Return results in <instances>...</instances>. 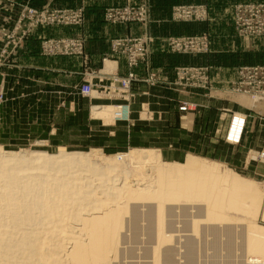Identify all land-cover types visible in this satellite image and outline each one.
Instances as JSON below:
<instances>
[{
  "label": "rangeland",
  "instance_id": "1",
  "mask_svg": "<svg viewBox=\"0 0 264 264\" xmlns=\"http://www.w3.org/2000/svg\"><path fill=\"white\" fill-rule=\"evenodd\" d=\"M84 1L0 0V69L14 67L12 58L20 50L26 49L29 42H32L30 47L34 48L32 50L45 64V71H47L42 74L35 71L21 72L20 69L13 73L2 70L0 72V82L4 84V88L0 89V151L8 154L7 156L13 160L12 163L7 164L8 172L3 171L0 177L2 175L3 178L6 174L13 176L16 173V176L21 178L23 175L30 176L26 174L37 173L39 164L59 169V172L46 169L45 171H49L46 173V180L40 181L42 184L37 187L36 185L31 186L32 182H27L31 186L29 189L23 184L16 185L18 192L16 197L24 203H20L21 210L19 209L20 212L15 214L17 215L15 218L21 216L25 223H22V220L10 218L0 220L4 222L3 224L0 222V264H37L38 256L35 257V255L38 254L32 248L37 247L40 240H35L34 236H30L31 238L26 236L29 243L26 241L21 244L19 243L23 237L21 233L40 232L46 234L44 237H48L50 231L54 233L57 230L58 232L68 225L71 228L67 232L70 230L76 233L72 227L76 229L78 222L72 218L78 214L79 201H74L72 197V199L66 198L67 202L66 199L61 200L60 195L63 188L61 181L47 177L51 176L59 180L65 178L64 181L70 179L71 182L76 181L75 183L77 181L81 183L83 180L81 184L85 185L84 188L89 183L93 189H96L97 194L104 189V186L99 187L98 185L101 186L102 183L100 181V184L96 179L101 178L100 173L104 172L106 176L111 175L112 180L119 179V182L117 180L116 182L115 180L107 181L104 184L107 187L114 185L118 188L125 178H127V183L140 181L138 183L141 184L142 181L143 183L146 181L144 184L149 185L152 179L155 181L154 169L145 165L129 164L126 159L124 162L121 158L134 151L143 150L157 151L161 161L168 164H183L190 157L217 163L220 170L225 172L230 170L239 177L253 182L252 185L259 193L260 207L255 213L254 202L247 197L234 203L236 208L240 205L241 208H245L242 210L240 208L237 210L227 202L224 203L226 204L224 207L222 206L223 209H220L226 220L213 222L203 218L206 207L204 201L183 198L170 201L172 203L165 201L162 206L167 210L165 211L167 214L162 215L164 217H162V226L165 230L162 231L165 235L169 233L167 236L171 234L173 237L169 238L168 242H162L164 244L161 243V247L156 240L155 202L130 201L127 209L132 211L133 208L132 212L135 211L136 215L135 212L132 214L129 211V215L127 212L126 216L123 215L126 218L122 221V230L120 229L117 245L115 244L116 247L113 249L115 251L112 255H110L112 252L108 254V264H153L155 250H157L158 264H252L248 261L258 257L256 258L249 252V254L246 253V237L254 236L264 239L262 218L264 166L258 165L264 161V157L258 159L259 154L264 152L262 138L264 107H261L264 96L251 100L241 92L251 82L255 87H259L260 93L264 92V63L257 60L261 56L251 57L246 54L249 49L247 45L253 44L257 50L256 44L261 41L257 39L264 37V2L233 0V4L227 7V15H230L236 36L234 40H211L210 33L205 31H196L191 35L176 32L179 34L169 36L165 40H151L148 37L138 36L143 32L139 28L135 29L136 26H144L149 22L148 0H106L108 6L103 8L102 22L111 28L127 25L133 28L124 36L103 40V47L88 45L89 40L81 38L57 37L52 31H49L50 34H44L46 30H53L60 26L82 25L85 18ZM207 17L208 9L204 3L199 4L197 0L185 4L176 3L170 12V21L175 24H199L206 21ZM35 32H38V40H28ZM89 47H102L99 52L95 53L98 55L95 56L98 60L95 61L94 68L91 67L88 59ZM217 50H221L223 54L219 61L221 63H230L227 57L238 54L237 63L233 69L235 77L232 81L216 78L210 64L205 63L210 61L209 59L218 52ZM72 59L79 60L78 70H76V65L66 63ZM55 61H63L60 64L61 67H54ZM111 61L122 62V74L112 68ZM55 68L63 71V78L54 77ZM69 70L72 76H65ZM124 80H129L127 88L123 87ZM85 84L91 85V92L87 95L81 93V87ZM34 86H41L42 89L34 88ZM54 86H60L61 91L54 92ZM215 89H222L227 93L223 92V95L215 97ZM134 92L141 93V96H136ZM204 102H215L219 104V108L213 106V111H209V114L210 107L206 111L205 116L208 115L210 120L208 127L204 126L195 133H188L190 127L187 125L188 121L184 119L185 115L188 112H195V114L197 112L196 116L201 115L199 112L202 113L203 109L199 108V104ZM124 107H127L128 118H118L114 112ZM166 107L169 111L165 110L164 114L168 115L169 122L166 120H161L158 124L149 122L156 116L153 117L152 111ZM9 108L13 110V117L10 116ZM103 109L110 111L108 116L101 117L96 114ZM236 118L244 120L243 130L246 120L249 121L245 131L246 134L249 132L246 136V145L260 149L256 151L255 163L251 157L246 168L244 166L247 156L244 154L241 156L237 149L232 151L225 146L217 148L219 143L216 142L220 137L223 138L225 145H241L243 130L238 143L229 140ZM11 121L13 124H10ZM191 134L194 140H191ZM199 136L201 137L200 142L198 141ZM62 152L79 153L83 156L96 152L104 161H110L116 156L118 161L116 172L114 170L113 172H101L100 170L98 172L92 168L94 171L89 173L87 169L79 168L80 170L75 173V168L71 167L75 166L73 161L56 164L37 163L31 156L43 153L48 156H58ZM57 161L59 162L60 159ZM95 163L98 164V162ZM137 167H140L139 169L144 173L143 176L141 175V180L138 175L142 172L139 169L136 172L137 170L134 169ZM125 173L129 174V177ZM3 184L2 179L0 189H4ZM53 200L60 203V206ZM40 201L43 204L39 203ZM44 201H49L51 206ZM62 202L66 205L61 206ZM124 202L125 200L120 201L122 206ZM230 205L231 208L228 207ZM63 207L67 210L66 214L58 212L59 210L61 212ZM70 207L73 213L69 211ZM24 211L26 212L23 213ZM130 214L135 215V217L132 216L134 219L128 217ZM196 215L202 217V220L197 221ZM49 216H54V218L51 217L50 220ZM57 218H63L65 221ZM191 219L197 221L196 231H193L194 220ZM51 224H53L52 227ZM228 230L229 235L226 232ZM259 259L261 263L258 264H264L263 259Z\"/></svg>",
  "mask_w": 264,
  "mask_h": 264
},
{
  "label": "bare ground",
  "instance_id": "2",
  "mask_svg": "<svg viewBox=\"0 0 264 264\" xmlns=\"http://www.w3.org/2000/svg\"><path fill=\"white\" fill-rule=\"evenodd\" d=\"M115 112H117V111H115ZM109 113H110L109 110L103 109L101 111H98L96 114L101 116V117H106V116H108ZM238 121H239V118H236L234 125H238V123H239ZM233 132H234V130H232L230 132L229 136L231 138H233V136H234L235 132L234 133ZM156 152L147 151V150L137 151V152L134 151L126 157H124V156L121 157L122 160H124V162L126 159V162H128L129 164L134 163L135 165L136 164L137 165H145L147 167H151L152 169H154L155 174H153V175H155V181L153 179H152V181L149 180V182L151 181L152 183L151 184L148 183L149 185H146V184H144L146 182L144 179H142V180H144L145 182L143 183V181H142V183L140 184V183H138L140 181H138L137 183L132 182V181H131V183H127V178H125L123 180L122 184L120 183L118 188H116V186H114V185H109L108 187H107V185H104L107 181L111 180L113 182L115 180V179L112 180V177H110L111 173L109 174L110 176H106L104 171H106V172H108V171L113 172V170L115 171V169L117 167L116 163L118 162L116 156L113 159H110V161H104L100 157V154L99 153L96 154V152H94L88 156H86V155L83 156L79 153H63V152L60 153L58 156H48L44 153L31 155L32 157H34V159H35L34 161H36L37 163L56 164V163H60L63 161H65L67 163L73 161V162H75V166H71V167L75 168V170H74L75 173L80 170L79 168H85V169H87L86 171L89 173H92L94 171L93 169L97 170L98 172L100 170L101 172H104V173H100L101 178H98L96 180L99 181V183L101 181L102 185L101 186L98 185V186L99 187L104 186L103 187L104 189H102V191L98 192V194H97L96 189H93L92 185L89 183L88 184L86 183L87 187L84 188L85 185L83 184L84 185L83 186L81 184V183H83L82 179H81L82 180L81 183L80 182L78 183V181H77V183H75L76 181L75 182L72 181L73 182L72 183L70 179H69L70 180V182H69V180L64 181L65 178L64 179L62 178L63 180H59L58 178L57 179L51 178V176L47 177L49 179H53V180L58 181V182L61 181L60 184H62V186H63V188L61 190V195H60V198H62L61 200L64 201V199H66V198L68 199V197H70V198L72 197L73 200L75 199L74 201H79L80 206L77 209L78 214H76V216L74 215V217L72 218L74 221L78 222V224L76 225L77 226L76 229H73V227H72V230H76V233L70 232V230H69V232H67L68 229L71 227L66 223V225H68V226L64 227V229H62L61 231H58V232H56L57 230L55 232L53 231L54 233H52V231H50V234L48 233L49 234L48 237H44V236H46V234H42L40 232H36L33 234L30 233V231H29V233H21L20 235H22L23 237L21 238V241H19V243L24 244V243H26V241L28 242L29 239L26 238V236L27 237H30V236L33 237L34 236L35 240H37V241L40 240V241H38L39 243H37L38 244L37 247H34V248L31 247L33 250L35 249V251L38 254V255H35V257L38 256L37 264H108V261H109L108 260V258H109L108 254L112 252L110 254V255H112L113 252L115 251L113 249L116 247L115 244L117 245L116 242H117V239H119L118 234L122 230L121 229L122 224H123L122 221H123V219L126 218V217L124 218L123 215L126 216L128 214V211L130 209H127V207H128L127 204L130 201H133V202L137 201L138 202L139 200H142L140 202H143V201H145V202H153L154 201L155 202V204H156L155 205L156 206V213L155 214L156 215L155 214L154 215H155V219L157 222V223L155 222L156 223V230H157L156 231V240H157V243L160 244V246L162 244H164L162 242H165V241L168 242L169 238L173 237V235H171V234H170V236H167V234H169V233H167L166 235H165V233H163V231H165V230H163V226H162V217H163L162 215L167 214V212L165 213V211H167V210L164 209L165 208L164 206H162L163 203L165 204V201L166 202L168 201V203H169L170 201H175V200H178L181 198L189 199V200H192V199L193 200H200L202 202L204 201L206 203V207H205V214H204L203 218L207 221H213V222L226 220V217L224 218L222 216L223 214H221L222 210L220 211V209L221 208L223 209V207L226 205V204L224 205V203L228 202L232 205V207H234L235 206L234 203L235 202L238 203V200H240L241 198H245V199H246V197L248 199L250 198L249 200L254 202L253 207H255V213H257V210L260 207L259 206L260 205L259 204L260 199L258 197L259 193H258L257 189H255L254 186L252 185L253 182H251L250 180L243 179V178L239 177L238 175L232 173L230 170H228L227 172H225L224 170H220L219 169L220 166L218 167L217 163L210 162V161L206 162L205 160L203 161L201 159L199 160V159L192 158V157L187 158V160L183 164L164 163L161 161L160 156ZM5 154H6L5 152L0 151V173H2L3 171H7V169H6L8 167L7 164L12 163V161H13L12 159H10L11 157L7 156L8 154H6V155ZM59 159H60V161L58 162L57 160H59ZM107 160H108V158H107ZM14 162L16 163V161H14ZM95 162H98V164ZM20 163H23V162H20ZM39 165L40 166H38V169H40V170L37 169V171H38L37 173L28 174L26 172L27 173L26 175H30V176L23 175L22 176L23 178L16 176L17 173L14 175L12 174L13 176H10L9 174H6L7 176L3 175V178L1 175L0 180L3 179L4 187L3 186L2 187L4 189H0V203L3 204V205L0 204L1 205L0 206V220L1 219L3 220V218H6V219L10 218V219L23 221L24 218H22L20 216L21 214L20 215L18 214L20 216V218H15L17 216V215L15 216V214L19 213L21 210L20 209L21 207H19L21 205L20 203L23 202V200H19V197L18 198L16 197L17 196L16 194L18 193L16 185L17 184H23L25 186V188H27V189H29V187L34 186V185H36L35 187H37L40 184H42V183H40V181L46 180L45 176H46L47 172L56 170V168H54L53 166L47 167V166H41V164H39ZM58 168H59V166H58ZM139 168L137 167V169L136 168H134V169H135V171L137 170L136 172H138ZM142 168H143V166H142ZM46 169H50V170L45 171ZM148 170H151V169H148ZM39 171H41V172H39ZM140 171L142 173L140 175H138V177H140L139 180H141V177L144 174L142 170H140ZM56 172H59V169L56 170ZM79 174H81V173H79ZM125 174H126V176L128 175V177H129V174H127V173H125ZM125 174H124V176H125ZM86 175H88V174H86ZM107 175H108V173H107ZM133 175H131V176H133ZM136 175H137V173L135 174V178L137 181ZM145 175H147V174H145ZM149 175L150 174H148V176ZM71 176H70V178H71ZM78 176H80V175H78ZM24 178H26V179H24ZM84 180H85V178H84ZM116 180H115V182H116ZM133 180H134V178H133ZM27 182H32V185L29 186V184ZM114 184L116 185L117 183H114ZM233 197H234V199H232ZM67 199H66V202H67ZM121 200H125L123 206L121 205L122 203H120ZM53 201H51L52 204H53ZM74 201H73V203H74ZM45 202L46 201H44V203ZM56 202L54 201V203H56ZM39 203H42V202L40 201ZM46 203H49V201H47ZM69 203H71V202H69ZM170 203H172V202H170ZM49 204L51 206V203H49ZM57 204H58V202H57ZM61 204H62L61 206H63L65 203L62 202ZM58 205L60 206V203ZM231 205L228 207L231 208ZM37 206L39 207V205H37ZM72 206H74V205H72ZM68 207H69V205H68ZM234 208H236V207H234ZM239 208L242 210V208H244V207L241 208V205H240V207L238 206L236 209L238 210ZM48 209H50V208H48ZM71 209L72 208L70 207L69 211H71ZM31 210L33 211V209H31ZM131 210L133 211L134 209L132 208ZM132 211H129V212L134 214L135 211L134 212H132ZM25 212L26 211H24L23 213H25ZM27 212H29V211H27ZM35 212H36V209H35ZM58 212L60 214L61 213L66 214L67 210L64 209V207H63L62 211L60 212V210H59ZM126 212H127V214H126ZM52 213H54V212H52ZM28 215H29V213H28ZM135 215H136V212H135ZM135 215L130 214V216H128V217L133 218V217H135ZM137 215H138V213H137ZM54 216H55V214H54ZM54 216L53 217L51 216V217L54 218ZM62 216H64V215H62ZM23 217H24V215H23ZM33 217H34V215H33ZM51 217L49 216L50 220H51ZM70 217H71V215H70ZM197 217H198V219H196L195 217H194V219H196L197 221L202 220L201 219L202 217H200V216H197ZM30 218L32 219V217H30ZM30 218H28V219H30ZM199 218H200V220H199ZM262 218L264 220V208H263ZM136 219H137V217H136ZM194 219H191V220H194ZM204 219H203V221H204ZM27 220H26V224H28ZM58 220L65 221L63 218L58 219ZM30 221H32V220H30ZM39 221H41V220H39ZM63 221H61V222H63ZM197 221L194 220V222H193V231H196ZM46 222H48V221L46 220ZM22 223H25V221H23ZM53 224H51V227ZM32 225H33V223L31 224V226ZM44 225H46L45 222H44ZM47 225H48V223H47ZM6 226H8V225H6ZM31 226H30V228H31ZM62 226L63 225H61V227ZM135 226H136V224H135ZM42 227H43V225H42ZM5 228H7V227H5ZM40 228L41 227H39V229ZM123 228H124V226H123ZM37 230H38V228H37ZM226 232L228 233L230 231L228 230ZM229 234L230 233H228V235ZM260 234H262V233H260ZM215 235L217 236V233ZM215 235L213 234V236H215ZM41 236H43V238ZM18 240H20V239H18ZM34 242H36V241H34ZM32 245L34 246V243ZM9 248H7V249H9ZM28 249H30V248L28 247ZM246 249H247V252H246L247 254L250 253L251 255L253 254V255H255V257L256 256L258 257V258L256 257L257 259H254V260L252 259V260H249L248 262H250L252 264L261 263V260L259 258L263 259L262 263L264 262V239L257 238L254 236L246 237ZM156 251L157 250H155V257H153L155 259L153 264H158ZM224 251H225V249H224ZM44 255H46V256L44 257Z\"/></svg>",
  "mask_w": 264,
  "mask_h": 264
},
{
  "label": "crops",
  "instance_id": "3",
  "mask_svg": "<svg viewBox=\"0 0 264 264\" xmlns=\"http://www.w3.org/2000/svg\"><path fill=\"white\" fill-rule=\"evenodd\" d=\"M199 4H203L206 6L208 9V17L206 21L203 23L199 24H175L170 21V12L174 4L181 2L182 4L185 3H191L192 0H148V5H149V11H150V18L149 22L147 25L144 26H136L135 29H140L142 30L143 34L138 35L142 37H148L151 38V40H165V38L169 36H173L175 34H179L181 32L182 35H191L195 34V32H208L210 33L211 40H234L236 38L234 32H233V27L231 24V18L230 15H227V7L229 5L231 6L234 2L233 0H197ZM251 1V0H249ZM259 1V0H256ZM263 1L264 0H260ZM86 2V3H85ZM197 3L196 1H193ZM84 5V22L80 26H60L57 27L53 30H46L45 33H49V31H52L53 35H57V37H74V38H81L82 40H89L88 45L92 44L94 47L96 45H103V40H112L115 37L119 36H124L128 32L130 33L133 27H117V28H111L109 26H106L102 22V11L103 8L108 6V2L106 0H85L83 2ZM179 32V33H176ZM38 32H35L33 37L28 39V40H38ZM234 38V39H233ZM251 40H256L255 38H250ZM257 40H261L257 42V50L253 46V44L247 45L249 49L247 50V53L251 57H256V56H261L258 58V61H263L264 63V37L258 38ZM101 43V44H100ZM32 42L28 43L26 49L20 50L12 59L14 67L11 68H2L0 69L2 71H6L8 73H13V71L16 72V70H19L21 72L26 71V72H31L35 71L38 74H42L45 71V64L39 60L37 57L36 53L33 47H30ZM1 45V42H0ZM103 47V46H102ZM102 47L99 48H90L89 47V62L91 63V67H95V61L98 60L96 59V52H99ZM232 50V49H231ZM218 51V50H217ZM237 54V52H236ZM221 55V50L216 52L209 60L206 61L205 63L210 64V67L214 70V73L216 75V78L222 79V80H230L235 77L234 74V66L237 63L236 62V57L237 55L233 54L234 56H229L227 57L230 63H221L220 58L222 57ZM98 56V55H97ZM56 64L54 67H61V63L63 61H55ZM69 62L72 66L76 67V70H78V65H79V60L77 59H72L71 61H66V63ZM28 63V64H27ZM112 68L118 72L119 74H122V62L121 61H111L110 62ZM99 65V64H98ZM100 66V65H99ZM110 66V67H111ZM56 70L53 71L54 77L55 78H63V71L60 69L55 68ZM75 71V70H73ZM51 71H49L50 73ZM63 74V75H62ZM72 72L69 70L67 72V75L65 76H72ZM1 75V74H0ZM1 78V76H0ZM4 88V84L0 82V89ZM34 88L42 89L41 86H34ZM62 88L60 86H54V92H60ZM223 89V87H222ZM222 89H215L214 96L217 97L219 95H223L222 93H227V91H222ZM136 93V96L140 95L141 93ZM229 95V93H228ZM230 96V95H229ZM231 98V96H230ZM216 101V100H214ZM204 106V108H203ZM213 106H216L219 108V104L215 102H204L199 104V108L203 109V112H199L201 115L196 116L195 112H188L184 119L185 121H188V126L190 127L188 133H192L195 131H199L201 128L205 126L208 127L210 124L209 116H205L207 113L206 111L208 110V114L210 113L209 111H213ZM261 107H264V102L261 103ZM222 108V106H221ZM10 116L13 117V110L10 109ZM169 111L168 108H162L161 110H156L152 111L153 112V117L155 116L154 119L149 120L152 121V124H158L161 122V120H166V122H169L168 115L164 114V111ZM205 111V112H204ZM237 114V113H234ZM165 115V116H164ZM200 116V117H199ZM199 117V119H198ZM249 121L246 120V125L248 124ZM10 124H13V121L10 122ZM28 125V124H27ZM246 125L242 133L241 137V145H225L224 140L222 137L218 140L219 145L217 144V148H221L222 146L230 148L232 151H235L236 149L241 153V156L243 154L247 156V162H245V168L247 167L251 157L253 158V163H255V156H256V151L260 149H256L254 146H248L246 145L247 139L246 136H248L249 132L246 134ZM251 132V131H250ZM257 132V131H255ZM264 132V131H263ZM256 134L254 135L255 138ZM192 139L193 135L191 134ZM258 137V136H257ZM263 140H264V135H263ZM198 141H201V137L199 136ZM246 141V142H245ZM243 144V145H242ZM261 147V145H260ZM259 147V148H260ZM172 164V163H171ZM175 164V163H174ZM178 164V163H177ZM261 166H264V161L261 164H258Z\"/></svg>",
  "mask_w": 264,
  "mask_h": 264
},
{
  "label": "built area",
  "instance_id": "4",
  "mask_svg": "<svg viewBox=\"0 0 264 264\" xmlns=\"http://www.w3.org/2000/svg\"><path fill=\"white\" fill-rule=\"evenodd\" d=\"M128 81L129 80H124L123 81V87L124 88H127L128 87ZM259 87H255V85L251 83H248V86L244 89V91H242L241 93L247 95L251 100H255L261 96H264V92L263 93H260L258 91ZM91 92V85L90 84H85L81 87V93L84 94V95H87ZM183 110H185V108H183ZM115 114L117 115L118 118H121V119H127L128 118V113H127V107H124V109L122 108H118L117 109V112H115ZM238 125H234L233 124V127L231 129L234 130V136L233 138H231L229 136V140L233 143H238L239 140H240V137H241V133H242V130H243V126H244V120L243 119H239L238 121ZM264 157V152H261L258 156V159H261Z\"/></svg>",
  "mask_w": 264,
  "mask_h": 264
}]
</instances>
